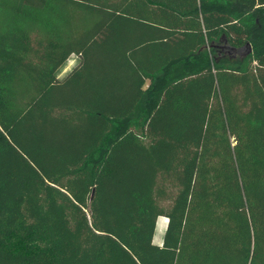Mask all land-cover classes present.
Segmentation results:
<instances>
[{"label": "trees", "instance_id": "16d2710c", "mask_svg": "<svg viewBox=\"0 0 264 264\" xmlns=\"http://www.w3.org/2000/svg\"><path fill=\"white\" fill-rule=\"evenodd\" d=\"M0 264H264V0H0Z\"/></svg>", "mask_w": 264, "mask_h": 264}, {"label": "rangeland", "instance_id": "374dc122", "mask_svg": "<svg viewBox=\"0 0 264 264\" xmlns=\"http://www.w3.org/2000/svg\"><path fill=\"white\" fill-rule=\"evenodd\" d=\"M79 58L77 55L72 54L65 64L61 67V69L58 72V77L62 78L64 77L73 67L74 65L78 62ZM168 219L165 216H160L157 221V227H156V232L154 236V242L156 244L161 245L163 242V235L164 231L167 225Z\"/></svg>", "mask_w": 264, "mask_h": 264}]
</instances>
